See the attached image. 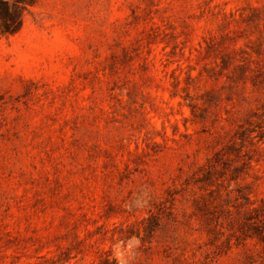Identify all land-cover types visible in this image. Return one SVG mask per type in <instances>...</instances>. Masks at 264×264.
Wrapping results in <instances>:
<instances>
[{
	"label": "rangeland",
	"instance_id": "1",
	"mask_svg": "<svg viewBox=\"0 0 264 264\" xmlns=\"http://www.w3.org/2000/svg\"><path fill=\"white\" fill-rule=\"evenodd\" d=\"M132 235L134 264H264V0H32L0 30V264Z\"/></svg>",
	"mask_w": 264,
	"mask_h": 264
},
{
	"label": "clouds",
	"instance_id": "2",
	"mask_svg": "<svg viewBox=\"0 0 264 264\" xmlns=\"http://www.w3.org/2000/svg\"><path fill=\"white\" fill-rule=\"evenodd\" d=\"M146 203L147 200L144 198V194L138 196L133 201L136 207H142ZM140 246L141 238L136 235H132L126 239H118L111 246L112 259L115 261V264H134Z\"/></svg>",
	"mask_w": 264,
	"mask_h": 264
},
{
	"label": "trees",
	"instance_id": "3",
	"mask_svg": "<svg viewBox=\"0 0 264 264\" xmlns=\"http://www.w3.org/2000/svg\"><path fill=\"white\" fill-rule=\"evenodd\" d=\"M32 3V0H0V30L15 32L21 22L22 7Z\"/></svg>",
	"mask_w": 264,
	"mask_h": 264
}]
</instances>
